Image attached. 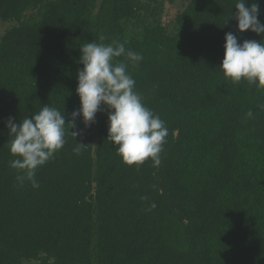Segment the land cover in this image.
Returning <instances> with one entry per match:
<instances>
[{
	"label": "trees",
	"instance_id": "1",
	"mask_svg": "<svg viewBox=\"0 0 264 264\" xmlns=\"http://www.w3.org/2000/svg\"><path fill=\"white\" fill-rule=\"evenodd\" d=\"M173 1L0 0V264H264V86L220 69L226 33L264 36L238 30L237 0H185L167 25ZM93 41L142 54L117 62L168 128L160 164L123 162L102 104L90 127L65 125L39 188L21 184L7 119L49 105L67 123L80 48Z\"/></svg>",
	"mask_w": 264,
	"mask_h": 264
},
{
	"label": "clouds",
	"instance_id": "2",
	"mask_svg": "<svg viewBox=\"0 0 264 264\" xmlns=\"http://www.w3.org/2000/svg\"><path fill=\"white\" fill-rule=\"evenodd\" d=\"M235 9L234 18L241 33L250 30L264 36V23L258 19V0L250 5L247 0H237ZM224 49L220 69L226 78L233 83L246 80L251 85L264 86V39L238 42L237 36L228 32ZM80 51L79 63L83 67L77 72L76 88L80 107L69 114L71 119L67 123L65 111L49 105L19 123L14 122L13 117L6 121L12 137L10 153L19 157L11 161L10 166L21 170L22 174L17 176L21 184L28 180L33 188H39L36 170L65 145V125L75 129L76 119L82 117L85 127H90L96 122L102 104L108 110L107 140L118 146L117 154L123 162L139 165L151 159L154 166L160 164L159 154L169 134L168 128L143 104L141 95L135 90L136 81L127 71L128 64L117 62V58L123 56L138 65L143 60L142 54L126 50L123 43L116 41L109 44L88 42ZM260 108L264 109V105ZM246 115L252 117L253 113L249 111ZM71 134L77 137L82 132L72 131ZM83 145L77 142L73 151L78 154Z\"/></svg>",
	"mask_w": 264,
	"mask_h": 264
},
{
	"label": "rangeland",
	"instance_id": "3",
	"mask_svg": "<svg viewBox=\"0 0 264 264\" xmlns=\"http://www.w3.org/2000/svg\"><path fill=\"white\" fill-rule=\"evenodd\" d=\"M184 3L185 0H174L173 2L164 5L163 10L160 13L161 20L167 25L172 23L176 11L180 10L184 6ZM8 24L9 22L8 23L0 22V33H2V31Z\"/></svg>",
	"mask_w": 264,
	"mask_h": 264
}]
</instances>
